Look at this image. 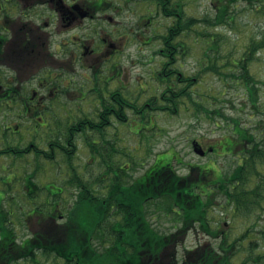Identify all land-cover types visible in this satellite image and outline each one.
Listing matches in <instances>:
<instances>
[{
    "label": "trees",
    "instance_id": "16d2710c",
    "mask_svg": "<svg viewBox=\"0 0 264 264\" xmlns=\"http://www.w3.org/2000/svg\"><path fill=\"white\" fill-rule=\"evenodd\" d=\"M217 1L218 5L212 16L184 17L180 5L178 9L173 6L170 9V5L165 6L166 14L176 16L177 19L168 28L167 34L160 35L162 47L157 49L155 54L168 59L160 69V80L163 81L171 73L169 70L166 72L165 69L169 68L173 62L174 54L181 53L178 47L183 46L181 42H172V40L183 32H187V34L194 32L197 37L200 36L201 44H204L203 54L210 60L208 69L219 76L237 79L243 85L250 109L254 110L249 112L252 115H257L254 128L243 125L239 115H226L219 108L210 110L201 105L205 112L220 115L230 121L234 132V147L237 144L240 145L239 154L234 156V164L225 171L221 170L218 180L208 183L215 186L212 189H207V186L204 188L200 185L201 174L197 175L198 177H192V173L188 177H184L175 171L171 162L176 159L178 153L172 149L173 154L169 155L166 162H162L163 158L157 161L154 159L142 174L132 178L131 174L127 173L125 164H116L113 167L114 165L106 163L105 136L98 143L89 139L86 143L90 152L99 155L104 161L107 167L106 172L104 171L106 174L112 172L108 188L105 193L101 194L90 186L91 184L78 173L74 165L75 139L77 135L81 133L84 135L88 130L101 132L110 123H102L100 116V119L91 120L89 125L74 122V120L70 122L66 119L67 115L60 112L64 108H71L67 102L68 97L63 96L54 108L44 110L53 122L64 118L67 122L63 128L57 130L49 128L46 135L48 137L47 148H43V160L52 161L56 155L63 159L64 163L71 168V177L66 183L74 185L77 193L75 201L67 209V220L64 222V226H57L52 230H50V226H44L43 229H47L43 230L42 234L41 246L44 251H54L57 256H68L73 259V264H141L140 258L136 257L138 254L132 250L134 247L147 249L149 254L154 257V264H236L233 257L243 249L241 241L248 231L228 242L229 235L224 231V222L222 224L218 222L213 227L212 218L208 213L214 208L215 200L218 197H223L225 200L222 208L227 210L228 214L231 213L239 217H248L254 214L256 217H260L264 214V105L258 100L260 91H264V80L255 78L249 71V61L254 57L253 54L256 50L264 49V33L260 34L259 38L251 39L245 44L243 50L239 52L240 56L233 60V65H237L238 71L235 69L231 71L230 60L225 63L221 57L222 61H220L214 53L220 47V41L215 40V35L209 32L206 27H198L201 22L208 26V24H226L228 20H234L235 17L231 14L229 6L237 0ZM246 1L252 2V0ZM193 26H197V28L192 29ZM208 51L214 53L212 59ZM201 73L198 71L193 77L186 75L177 77L180 80H185L186 88L193 86ZM190 87L187 91L179 88L174 90L173 83H171L163 89L159 98L157 95H153L147 103H139L135 98H129L123 92L122 109L118 115V121L121 123L126 121V107L140 116L148 110H168L174 113L177 105L181 103L182 98L179 97L181 94H186L191 102L199 105L193 98L190 99ZM156 99L162 101L155 107L151 104H156ZM129 104L131 106H127ZM49 114H52V117ZM107 117L108 115H106ZM79 119L83 118H76L77 121ZM174 154L176 155L174 156ZM198 168L202 170L204 167L198 166ZM201 176L204 178L203 175ZM48 191L51 192L49 188ZM62 191V187H54L53 198H60L59 193ZM160 199L166 201L167 212L175 213L178 216L179 227L168 234H160L151 225L148 217L151 205H155ZM56 204L61 209V204L57 199L53 205L57 207ZM53 205L48 208L46 204H43V215L51 213ZM31 211L33 212L34 209H29L27 213ZM67 230L71 232V241L58 239L59 243H56L57 239L53 237L59 234L58 232ZM188 230L200 231L212 241L219 238V242H216L217 245L213 242H202L193 249H185L179 260L174 249L177 243L182 242ZM259 233L262 247H264V227ZM94 241H98L103 245V248L97 249L95 246L97 243ZM248 246L252 252L258 243L249 241ZM250 259L262 261V256L253 257L250 253L239 264H246Z\"/></svg>",
    "mask_w": 264,
    "mask_h": 264
},
{
    "label": "flooded vegetation",
    "instance_id": "af4514ba",
    "mask_svg": "<svg viewBox=\"0 0 264 264\" xmlns=\"http://www.w3.org/2000/svg\"><path fill=\"white\" fill-rule=\"evenodd\" d=\"M169 3L170 0H0V264H22L26 260L40 263L42 255L56 257L60 261L57 264H73L72 258L44 251L41 246L43 230H47L44 226L52 230L64 226L67 220L61 198H56L61 209L53 205L55 198H46L45 204L48 208L53 205V209L44 215L43 202H36L44 154L42 135L53 128L44 110L54 108L63 96L68 97L71 107L92 100L101 111L97 118L117 123L122 109L124 48L135 46L141 53L155 40L161 42V38L153 39L147 31L135 29L148 30L154 22V10L165 15L163 11ZM11 116L16 117V122L11 121ZM78 117L74 122L89 125L93 120L84 116L77 121ZM15 185H23L25 196L20 192L15 196L33 202V212L27 213L21 205L12 208L14 197L10 192H14ZM32 217L34 227L28 226ZM58 233L52 236L56 243L58 239L71 241L70 230ZM198 244L199 241L195 246ZM132 250L141 264H154L147 249Z\"/></svg>",
    "mask_w": 264,
    "mask_h": 264
},
{
    "label": "rangeland",
    "instance_id": "374dc122",
    "mask_svg": "<svg viewBox=\"0 0 264 264\" xmlns=\"http://www.w3.org/2000/svg\"><path fill=\"white\" fill-rule=\"evenodd\" d=\"M169 5L170 9L172 6L178 9L180 5L184 17H200L202 15H214L218 1L170 0ZM229 10L235 17L233 21L228 20L226 24H208V26L201 22L198 27H206L209 32L215 35V40L218 39L221 44L214 53H216L220 61H222L220 59L221 57L225 63H228L230 60L232 63L230 67L231 71L233 69L238 71L237 65H233V60L240 56L239 52L243 50L245 44L251 39L259 38L260 34L262 35L264 33V0H252V2L237 0L230 4ZM154 15V22L148 27V30L140 28L139 30L135 29V31L140 33L147 31L148 35H151L153 39H160V35L167 34L168 28L177 19L176 16L167 15L166 12L163 15L160 12L157 13L155 10ZM196 28L197 26L192 27V29ZM174 41L181 42L183 46L178 47L181 53L174 54L173 62H171L169 68L165 69L166 72L171 71L172 75L170 73L163 81L160 80V69L168 59L165 56L162 57L155 54V51L162 47L159 40H155L153 45L141 53L138 52L135 46L124 48L121 67L122 83L127 85V89L130 91L123 90V92L129 98H135L139 103H147L153 95H157L159 98L163 89L171 83H173L174 90L179 88L184 91L186 89L187 91L190 86L185 88V80H180L177 76L186 75L193 77L198 71H201L202 73L198 81H195L189 90L190 99L193 98L199 105L191 102L186 94H181L179 96L182 98L181 103L177 105L176 112L174 113L168 110H148L140 116V114L138 115L126 107L127 119L125 122L121 123L117 121V123H110L101 132L88 130L84 134L85 136L83 133L77 135L75 139L76 153L74 156V165L78 173L91 183L90 186L101 194L107 190L112 172L109 174L105 173L107 167L99 155L94 154L95 159L93 161L90 149L86 143L89 139L98 143L105 136L106 143L104 144V149L106 150V163L114 165L113 167L116 164H125V169L127 173L131 174L132 178L142 174L153 163L154 159L157 161L163 158L162 162H166L169 155L173 154L172 149H174L179 157L176 156V160L173 159L172 164L178 174L188 175L191 170L188 169V164L204 165L202 167L211 168L213 174H207L204 178L200 175L199 182L208 185L207 189H212L215 185H209L208 183H213L212 177L214 179L218 177L217 172L221 170L225 171L234 164L233 154L234 152H239L240 145L237 144L229 153H221L219 152V148H217V152H207L206 155L201 156L193 151L191 145L192 140H198L204 148L209 145L217 147V144H223L224 141L220 140L222 137L225 135H234L232 125L226 124L220 115L205 112L202 110L201 105L210 110L219 108L226 115H239L243 125H246L248 128H254L257 115H252L249 112L254 110L250 109L247 93L243 85L237 79L219 76L208 69L210 60L203 54L204 44H201L200 36L197 37L194 32H191V34L183 32L180 36L172 40V42ZM208 52L212 59L214 53ZM253 56L249 61V71L255 78L264 80V49L256 50ZM61 64L64 63L62 62ZM113 85L114 83L110 86V89L114 88ZM143 88H145L144 91ZM122 95L124 97V94ZM258 100L264 105V91H260ZM155 101L156 104L151 105L156 107L162 100L156 99ZM127 106L131 105L129 104ZM60 112L67 115L66 119L70 122L73 121L74 117L80 115H82L80 117L88 115L94 121L99 118H97L98 113H101V111H97L96 103L92 102V100H90L89 104L83 103L80 107L73 106L69 109L64 108ZM106 114H108V109L105 111ZM11 117H14L11 118V121L16 122V117ZM67 120L64 118L53 122V128L56 130L63 128L64 125L66 126ZM45 132L43 131L42 135L43 147H46V140L48 138L45 136ZM176 161L181 163L179 164ZM195 173L193 172L192 177L195 176ZM70 177L71 168L58 155L52 161L42 160L40 175L42 185H38L40 191L38 192L36 202H44L49 197L47 191L42 187L49 182H53L55 186L63 188V191L59 195L64 206L63 213H66L67 208L75 201L77 193L74 185L66 183ZM18 192L22 194V197L23 195L25 196L23 185H15L14 192H10V195L14 197L13 203L11 202L12 208L21 205L22 208L28 209L32 206L33 202L19 200L15 196ZM224 200L223 197H218L215 200L214 208L208 213L212 218V226L215 227L218 222L220 224L224 222V231L229 235L228 242H231L235 237L248 231L241 241L243 249L235 254L233 261L239 264L251 253L253 257L258 255L262 256V261H252L250 259L246 264H264V247H262L259 233L264 227V214L260 217H256V214L248 217L234 216L231 213L228 214L226 212L227 210L222 208ZM148 217L152 226L160 234H168L173 231L174 225L176 224L175 213L167 212L166 201L164 199H160L155 205H151ZM44 222L46 221L44 220ZM28 226H35L34 217H32ZM19 230L23 232V227ZM185 236L182 242L176 247V250L174 249L176 256L178 253L179 258L183 255L184 248L192 247L198 241L199 243L213 242L215 245H217L216 242H219V238L212 241L202 233L195 235L189 232ZM249 241H256L258 243V246L252 252L248 246ZM57 262L60 261L56 257L50 256L46 258L42 255L40 263H32L26 260L22 264H57Z\"/></svg>",
    "mask_w": 264,
    "mask_h": 264
},
{
    "label": "bare ground",
    "instance_id": "6f19581e",
    "mask_svg": "<svg viewBox=\"0 0 264 264\" xmlns=\"http://www.w3.org/2000/svg\"><path fill=\"white\" fill-rule=\"evenodd\" d=\"M223 120L225 121V123L226 124H230V121L229 120H226V119H224L223 118ZM231 125V124H230ZM220 140H223L224 142H223V144L222 145H218L217 144V147H213L212 149H205L204 151H203V153H199V152H196L195 150H194V147H192V149H193V151L195 152V153H197V154H199V155H201V156H204V155H206L207 154V152H217V148H219V152H221L222 153V150H221V148L222 149H224L227 153H229V152H231L232 150H233V148H234V141L232 140V139H230V138H228V137H226V136H224V137H222ZM237 154H239L238 152H234V156H236ZM177 162V161H176ZM177 163H181V162H177ZM188 169L190 170V172L188 173V175H190V174H192L193 172H199V174H201V175H203V176H207V174H213V170L212 169H208V168H206V169H199L198 168V166H195V167H188ZM195 173V174H196ZM212 177V176H211ZM215 181V180H218V177L216 178V179H214L213 177H212V181Z\"/></svg>",
    "mask_w": 264,
    "mask_h": 264
},
{
    "label": "water",
    "instance_id": "95a60500",
    "mask_svg": "<svg viewBox=\"0 0 264 264\" xmlns=\"http://www.w3.org/2000/svg\"><path fill=\"white\" fill-rule=\"evenodd\" d=\"M194 150H195L196 152L203 153L202 149H200V148H198V147H196V146H194Z\"/></svg>",
    "mask_w": 264,
    "mask_h": 264
}]
</instances>
